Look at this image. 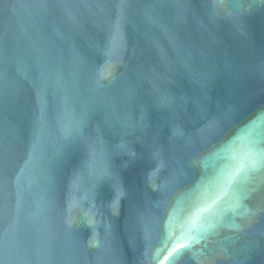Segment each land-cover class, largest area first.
I'll return each mask as SVG.
<instances>
[{
  "label": "water",
  "instance_id": "obj_1",
  "mask_svg": "<svg viewBox=\"0 0 264 264\" xmlns=\"http://www.w3.org/2000/svg\"><path fill=\"white\" fill-rule=\"evenodd\" d=\"M0 264H264V0H0Z\"/></svg>",
  "mask_w": 264,
  "mask_h": 264
}]
</instances>
